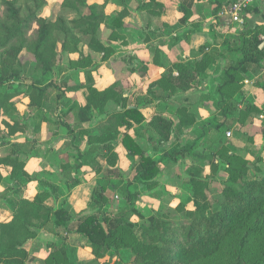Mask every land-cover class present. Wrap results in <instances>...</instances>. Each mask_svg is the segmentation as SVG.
Returning a JSON list of instances; mask_svg holds the SVG:
<instances>
[{"label":"trees","instance_id":"obj_1","mask_svg":"<svg viewBox=\"0 0 264 264\" xmlns=\"http://www.w3.org/2000/svg\"><path fill=\"white\" fill-rule=\"evenodd\" d=\"M22 1L24 0L0 1L3 10V16L0 18V55H2L0 111L3 109L6 111L11 100L22 96L29 100L28 106L35 109L36 117L41 118L43 111L50 109L46 104L48 99L46 87L32 83L23 91L15 89L7 91L11 82L19 80L21 70L24 69L19 58L20 54L25 51L26 55L31 56L43 76L52 74L60 56L52 45L55 44L52 29L60 32L65 38L73 34L62 18H57L52 23L38 17V12L46 5V0H27L33 4L34 9H28L25 17L21 16ZM188 1L190 0L181 2L180 10L184 14ZM154 2L155 0H141L138 10L150 11ZM116 3H120L125 8V0H116ZM61 8L78 13L79 18L71 21L72 29L82 36L90 37L89 46L101 56L102 61L107 60L111 55V49L101 41L102 28L109 29L110 36L118 37L114 41L123 39L120 35L122 32L115 30L122 27L124 8L113 18L104 12H99L97 6L88 3L87 0H62ZM81 10H86L87 15H81ZM186 20L184 16L180 24L185 23ZM34 23L37 25L35 38L28 40L27 34ZM263 34L264 25L256 30L242 33L237 47L230 46L227 40L221 42L224 47L233 48L238 58L225 67L218 81L216 107L220 113L237 108L236 102L232 103V101L243 78L248 74H257L264 70V46H262L264 40L261 39ZM213 35L216 39L217 36L214 33ZM64 43H62L63 51ZM209 47V44L199 47L198 54H201L199 60L173 63L172 68L161 78L159 84L150 85L154 88L166 82L170 86L171 92L160 96L161 100L198 88L206 76L207 69L212 67L217 58L223 57L219 52L206 53L205 50ZM81 55H84L83 52ZM80 62L81 60L78 61ZM153 63L157 65L155 58ZM173 70L176 71V76H172ZM83 87L87 95L81 113L88 120L93 118L94 113L97 116L105 115L96 129V136H88V142L96 144V159L102 154L105 156L113 154L112 149L119 142L128 157L134 161L133 179L129 182L112 181L108 178L97 180L89 203V206L92 204L98 206L97 212L79 218L73 230H69L73 218L69 208L64 204L59 208L45 205L50 195L56 193L55 190L44 188L32 199L15 200L11 206V219L0 222V264L27 263L29 255L24 247L28 241L36 237L39 230H45L59 237L57 243L50 244L52 249L45 264H54L55 260L61 261L62 264H71L70 251L65 238L59 233L60 230L82 236L87 241L95 260L104 259L110 251L129 249L134 264H264V163L262 167L257 166V163L250 164L249 160L241 157L231 146L223 156L228 185L220 191L219 197L209 198L206 193L208 186L200 178L192 177L189 181L193 190L192 195L180 205L183 213L181 221L173 223L170 219L152 217L149 219L148 227L152 231L150 237L147 240L142 239L139 232L147 229L144 227L147 221L146 217L136 209L137 193L132 190L134 183L152 181L160 174V163L163 161L176 163L188 158L198 144L197 139L202 138L204 133L201 132L192 145L171 147L158 159L145 156L142 146L128 134V131L137 127L145 133L140 135L137 131L139 138L146 136L145 146L152 144L161 146L170 143L174 126L172 120L158 114L147 124H143L144 118L139 108H126L124 98L121 100L119 94L113 97L110 93L115 90L113 87L103 91L97 90L90 71H85ZM259 87L264 90V72L261 74ZM73 91L76 89H67L68 93ZM111 100L121 104V110L106 115L105 107ZM260 112L253 104L246 102L243 111L240 112V119L245 122L253 114L258 115ZM174 115L178 130L188 129L196 123L188 106L181 103L175 107ZM220 128L221 124H217L214 130ZM93 149L77 156L76 163L85 156L90 157ZM10 159L7 157L1 163L12 165L15 172L23 168V164L17 159ZM61 169L69 171L70 165L63 164ZM250 171L253 172L251 179L248 175ZM112 173L111 170H106L107 175ZM76 184L77 182H74L70 186ZM109 188L118 192L125 204L115 211L108 209L99 211L107 204L106 191ZM132 217L138 218L139 222H132ZM103 264L125 263L121 260H108Z\"/></svg>","mask_w":264,"mask_h":264},{"label":"crops","instance_id":"obj_2","mask_svg":"<svg viewBox=\"0 0 264 264\" xmlns=\"http://www.w3.org/2000/svg\"><path fill=\"white\" fill-rule=\"evenodd\" d=\"M234 1L235 0H190L185 5V14L180 10L182 0H155L150 11L138 10V5L141 0L138 3H133V1V4L125 0V8L120 3H116V0L112 1L109 4L110 7H108L110 10L105 11L104 14L113 18L117 14H120L124 8L125 16L122 18V27L119 30H115L122 32L120 35L123 39L108 43L101 40L103 45L111 49V55L104 61V64L102 63L103 65L99 68L98 72H96V77L93 76L96 89L99 91L111 87L115 89L120 80L124 81L128 86L124 94V99L126 101L125 106L126 108H139V112L144 118L143 124H147L150 119L158 114L172 120L174 126L170 142L174 136V129L178 134L191 131L197 123L188 129H176L175 124L177 123V119L174 115L175 107L181 103L190 108L196 103H201V95L209 93L212 88L216 92L219 85V78L225 69L224 67L221 71L217 72L215 65L219 58L212 64L211 68L207 69L206 76L201 81L198 88L188 93H177L171 96V98L163 101L160 99V96L162 97L164 94L171 92L170 86L164 82L161 86L152 88V91H156L158 97L152 98V100H146L145 103L140 105L136 104L131 99V96L136 89H143L145 85H147L148 90L151 84H159L162 81L161 78L172 68L173 63L180 61L194 62L195 60H199L201 54H198V49L205 44L210 45V47L205 50L206 53H220L219 49L224 47L221 42L226 40L221 37V35H223L222 32L227 34L228 30L231 28L227 27L232 26L228 23V18L224 15V11L228 5ZM184 16L187 20L185 23L180 24V20ZM201 18H204V21ZM246 23H248L249 28H247ZM206 25H208V28ZM263 25V12L260 6L256 5L247 10L244 23L241 27L243 31H246L256 29V27H261ZM134 27L140 29L141 36L136 37L132 35ZM164 28H167L168 31L164 32ZM213 33L217 36L216 39H214ZM241 35L242 34H239L238 36L239 40ZM218 39L221 40L219 42L220 44L217 41ZM120 53H122L124 58L127 57V59L133 61L132 64L128 63L125 67L126 71L122 77L119 74L114 75L112 70L105 65L106 62L115 61L117 55ZM154 58L157 60V65L153 63ZM136 64H138V66H136ZM176 74V71L173 70L172 76H176ZM249 75L250 74H248L247 77ZM247 77L242 79L237 92L241 91L243 93H248L250 96L255 95L256 98L250 103L261 112L258 115H252L250 118L246 119V121H249L248 128H245V130L241 129V133L239 132V135L241 134V137H244V141L235 138L231 141V145L235 147L238 152L243 150L242 154L245 153L244 155L249 157H260L262 163H264V96L262 97V91L256 86L255 79L251 81L252 85L243 86L244 83L247 84L249 82ZM117 89H120V87H117ZM83 90L86 92L85 87L81 86L74 92ZM86 95L83 101L77 102L78 104L74 101H68L65 105V107H68L69 113L65 118L61 119V122L58 124L64 131L66 130L64 134H60L59 129L54 131L49 125V120L51 119V113L49 111L44 110L42 117L39 118L36 117V111L34 109L33 117L29 122L26 120L27 117L21 116V109L17 106L18 101L15 100H18L22 96L15 97L14 100L9 102L10 106L7 105L9 108L7 113L2 112V110L0 111V222H6L11 219V206L15 200L20 198L32 199L44 188L56 191L54 195H50L45 201V205L59 208L64 204L66 208H69L70 213L77 220L84 215L86 216L94 213L89 212L88 205L91 200L92 190L96 185V162H101L98 158L96 159V144H90L88 142V136H96V129L102 122V117L105 115L97 116L94 113L93 118L88 120L85 115L80 113L81 111L79 112L78 108L83 109L85 106ZM233 102L236 101L233 99L232 103ZM11 103H13V106H11ZM208 103L209 104L204 105H210L211 101ZM236 105L237 108L235 110L230 109L225 113H216L220 115L222 121H228L237 114L238 120H236L234 127L237 126L240 131L241 126L238 122L241 120L240 112L243 111L244 106L240 105L239 102H236ZM107 106L108 103L105 107L106 111ZM114 106L117 107V111L121 110V104H116ZM198 111L200 121H205L207 117L209 118L208 112L204 111V109H199ZM66 112L67 111H65V113ZM203 113L206 114V116H204ZM198 115L194 116L196 122H198ZM74 124H77L84 133L81 138H78L80 141L78 140L76 144L71 142L75 134L72 133ZM137 131L140 135L145 134L143 130L141 131L137 127L130 129L128 134L135 138V141L142 146V138L138 137ZM227 133H230L231 136L230 131L226 132V134ZM245 140H250V143L248 142L246 145V143H244L246 142ZM84 144L88 146L84 147ZM167 144L168 143L163 145ZM119 145L121 146V144ZM92 148L94 149L90 157L85 156V158L81 159L78 163H76V161H74L75 163H71L68 160L69 153H72L70 149L78 150L77 155L79 156L85 154ZM122 149L125 151L123 147ZM7 157H10V160L17 159L19 163L21 162L23 164V168L15 172L16 170L13 169L12 165L1 163V161ZM246 159L249 160V158ZM66 163L70 165L69 172L74 177L72 183L77 182L74 186H70L71 183H68L66 178L62 176V174L68 170L61 169V166ZM94 167L95 174L90 178L87 177L82 179V177L85 176L84 173H86L84 171H90L91 168L94 169ZM75 224L76 221L74 222L72 220L69 224V230H73ZM59 233L66 237H68L69 234L76 237L78 236L73 232L66 233L61 230ZM67 239L65 242H67ZM58 240V236L52 235L45 230H39L36 237L28 241L24 247L29 257L33 259L30 264H38L35 260L39 261L46 253L47 244L49 242L55 244ZM68 250L70 251L69 247ZM85 251L90 255V251ZM76 253L77 257H79L83 252L78 247ZM34 257L39 258L35 259Z\"/></svg>","mask_w":264,"mask_h":264},{"label":"rangeland","instance_id":"obj_3","mask_svg":"<svg viewBox=\"0 0 264 264\" xmlns=\"http://www.w3.org/2000/svg\"><path fill=\"white\" fill-rule=\"evenodd\" d=\"M112 1L114 0H87L88 3H92L97 6V10L99 12L109 11L110 9L108 7H110L109 4ZM139 1L140 0H128V2L130 3H138ZM61 3L62 0H46V5L41 8V10L38 12V17L40 19L48 20L52 23H54L57 18H62L66 22V24L71 28L73 34L68 38H65L62 34H60V32L52 29L53 34L55 36L53 40V43L55 42V44L52 45L60 55L58 58V65L57 67H55L54 72L52 74L43 76L41 74V71L36 68L31 56L26 55L25 51H23L19 57L21 58V62L24 66V69L21 70V77L19 78V80L11 82L10 87L9 89H7V91H12L13 89L23 91L27 88L29 84L32 83H38L41 87H46L48 95L46 103L48 104V106H50L49 112L51 113L49 125L54 131L59 129L60 134H64L66 130L64 131L63 128L60 127V125L58 124L61 122V119L65 118L69 113L68 107H65V105L68 103V101H74L76 102V104H78L80 101L84 100V96L86 95V92L84 90L77 92L73 91L71 92L73 94H71L67 92V89H77L81 86H84L85 71H90L92 73V77H96V72H98L99 68L104 64V61H102L101 56L96 54V51H94L89 46L91 40L90 37L82 36L78 34L74 29H72L71 21L79 18L78 13L61 8ZM20 6L22 10V17H25L28 14V9L33 8V4L29 3L27 0L22 1L20 3ZM87 13L88 12L86 10H81L80 12V14L83 16L87 15ZM2 16L3 10L0 4V18ZM201 19L204 21V18ZM228 23H230L229 20ZM230 24L232 26L227 27H231L228 30L227 34L221 31L223 33L221 37L225 38L229 42L230 46L235 45L237 47L239 44V34H242L249 30L243 31L241 25L232 23ZM246 24L247 28H249L248 23ZM206 27L208 28V25H206ZM258 27L256 29H258ZM36 29L37 25L35 23L32 24L31 30L27 34L28 40H33L35 38ZM163 31L167 32L168 29L164 28ZM132 35L136 37L141 36L140 29L134 27L132 30ZM100 37L102 38V40L106 41V43L113 42L115 39L118 38L116 37V35L110 36L109 29H107L106 27H103ZM217 41L219 43L221 40L218 39ZM63 42H65L64 51L62 47ZM219 51L223 57H220L218 59L217 64L215 65L217 72L221 71L224 67L228 66L231 61H236L238 58L233 48L231 49L221 47ZM82 52L84 54V58H82ZM1 58L2 55H0V60ZM116 58L117 59H115V61L106 62L105 65L110 70H112V73L114 75L119 74L122 77L124 76L126 71L125 67L128 65V63L132 64L133 61L127 59V57L124 58L122 53L117 55ZM80 60L81 62L78 63V61ZM136 66H138V64H136ZM263 72L264 70L260 71L256 75L251 73L247 77L249 82L247 84H243V86H250L252 85L251 81L255 79L256 86H258V88L262 91V97L264 96V90L261 89L259 86L261 83V74ZM117 87H120V89H117ZM127 87V83H124V81L120 80L118 86H116L115 90H113L114 92L110 91V93L113 97H115V94H119L122 100V98H125L124 94L127 91ZM136 90L132 94L131 99L134 103L139 105L145 103L146 100L148 101L152 100V98L158 97L156 91L153 92L151 87H149L147 90V85H145L143 89L140 88ZM2 91L5 90L2 89ZM153 94H155V97H153ZM236 94L234 95V97H236L234 98V101L239 102V104L242 106H244L246 102H253V100L256 98L255 95L250 96L248 95V93H243L241 91L236 92ZM200 99L202 100V102L200 101L201 103H196L190 108L188 107L189 111L194 116H196L198 115L199 109H204V111L208 112L209 118L207 117L205 121H200V117L198 115V122H196L197 124L195 125V127H193L191 131H186L185 133L181 132L180 134H178L177 131H175L174 129V136L172 141L167 145L163 146H157L155 144L145 146V141H147L145 139L146 136H144L145 138L141 139L143 143L142 148L144 149L145 156H151L155 159H158L161 157L164 151H167L171 147L184 146L187 144L192 145L196 138L199 136V134H201V132L204 133L202 138L197 139L198 144L194 148V150L190 152V156H188V158L180 160L176 163L170 161H163L162 163H160V174L155 177L152 181L148 183H134V188L132 190L137 193L136 209L146 217L147 221V223H144V227L147 229L139 232V236L142 239L147 240L148 237H150V233L152 231L148 229V227L150 222L149 219L152 217H161L166 220L170 219L173 223L181 221L183 213L181 212L180 205L192 195L193 190L189 185V181L192 177L200 178L201 181L208 186L206 193L211 199L218 198L220 191L228 185L227 174L224 171L225 161L223 156L226 153L227 149L229 150L231 148V141L233 139L238 138L244 141V137H241V134L239 135V132L241 133V129L245 130V128H248L249 121L240 122V120L238 122L241 126L240 131L237 126L234 127L236 124V120H238L237 114L234 115V117H231L228 121H222L220 115L216 113L219 112L218 108L216 107L218 96L213 88L210 90L209 93L201 95ZM15 101H18L17 106L21 109V116L27 117L26 120L29 122V120L33 117L34 113V109H31L28 106L29 100L27 98L20 97L18 100ZM209 101H211L210 105H204L209 104ZM116 104L120 105L119 103L112 100L108 102L106 115L117 111V107L114 106ZM7 109L8 108H6V111ZM78 109L80 112L81 108ZM6 111L4 109L2 110V112L4 113ZM65 111L67 112L65 113ZM204 116H206V114H204ZM204 123H207L208 125L206 126V124ZM217 124H221V128L218 130H214ZM199 126H203V128H199ZM72 131L75 134L71 142L73 144H76L79 140L78 138H81L84 133L80 130V127L77 126V124H74ZM228 131L231 132L230 137L226 135V132ZM245 141L246 142L244 143H246V145L248 142L250 143V140ZM119 144L120 143L118 142L114 145L112 149L113 154H111L110 156H105L104 154H102L97 157L101 163L96 162V182L97 180L106 178L112 181L121 180L122 182H129L133 179L134 161L128 157L127 153L122 149ZM86 146L88 145L84 144V147ZM70 151H72V153H69L68 160L71 163H75L74 161L78 156V150L70 149ZM235 151L236 153L240 154L241 157L245 159L249 158L250 164L253 165L257 163V166L262 167L263 163L260 157H249L247 155H244L245 153L242 154L243 150H240L239 152L241 153H239L236 148ZM94 170L95 167L94 169L91 168L90 171L85 170L84 172L86 173H84L85 176H83L82 179L92 177L93 174H95ZM106 170H111L113 173L111 175H107ZM252 174L253 172L250 171L248 174L250 176L249 179H251V177L253 176ZM62 176L66 178L68 183H72L74 181V177L69 171H65ZM256 176L260 177V175ZM106 197L107 204L105 205V207H101L99 205V207H101L99 211H103L104 209L115 211L122 208L125 204L123 199L120 197V194L110 188L106 191ZM97 208L98 206L95 207L94 204H92L91 206H89V212L95 213V211L97 212ZM189 208L190 207L188 206L187 209ZM98 217L99 219H101L100 215H98ZM72 220L74 222L77 221V219H75L74 217L72 218ZM131 221L139 222L138 218L136 217H132ZM61 237L65 238V240L68 238L67 242L65 243L70 249L71 264H103L108 260H121L125 264H134L133 256L129 249L110 251L104 259L95 260L91 253L90 255L86 253L85 250L89 252L90 249L87 241L82 236L78 235L76 237L69 234L68 237H66L65 235H61ZM50 244L52 243L49 242L47 244L48 246L46 248V253L42 256L41 259H39V261L35 260L39 257H34V260L38 264H45V260L49 256L52 249L50 248ZM78 247L83 252L80 254L79 257H77L76 253ZM31 260L33 259L29 257L27 263L25 264H30ZM54 264L62 263L59 260H55Z\"/></svg>","mask_w":264,"mask_h":264},{"label":"built area","instance_id":"obj_4","mask_svg":"<svg viewBox=\"0 0 264 264\" xmlns=\"http://www.w3.org/2000/svg\"><path fill=\"white\" fill-rule=\"evenodd\" d=\"M256 5L260 6L264 15V0H235L228 5L224 11V15L228 18L230 23L242 26L247 10ZM261 39L264 40V34L261 36ZM262 46H264V41ZM226 135L230 137V133Z\"/></svg>","mask_w":264,"mask_h":264},{"label":"clouds","instance_id":"obj_5","mask_svg":"<svg viewBox=\"0 0 264 264\" xmlns=\"http://www.w3.org/2000/svg\"><path fill=\"white\" fill-rule=\"evenodd\" d=\"M46 14V13H45Z\"/></svg>","mask_w":264,"mask_h":264},{"label":"water","instance_id":"obj_6","mask_svg":"<svg viewBox=\"0 0 264 264\" xmlns=\"http://www.w3.org/2000/svg\"><path fill=\"white\" fill-rule=\"evenodd\" d=\"M262 47V46H261Z\"/></svg>","mask_w":264,"mask_h":264}]
</instances>
